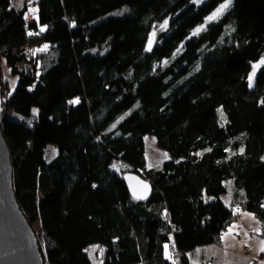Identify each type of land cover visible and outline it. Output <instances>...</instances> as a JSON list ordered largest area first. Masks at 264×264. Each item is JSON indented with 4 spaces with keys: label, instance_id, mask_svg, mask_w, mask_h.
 Segmentation results:
<instances>
[{
    "label": "trees",
    "instance_id": "obj_1",
    "mask_svg": "<svg viewBox=\"0 0 264 264\" xmlns=\"http://www.w3.org/2000/svg\"><path fill=\"white\" fill-rule=\"evenodd\" d=\"M191 1L0 0L13 80L0 68L1 131L43 264H92L90 245L102 264H190L239 211L264 236V66L247 82L264 0H231L196 35L226 0ZM146 135L168 155L159 168ZM129 172L150 184L147 202L131 199Z\"/></svg>",
    "mask_w": 264,
    "mask_h": 264
},
{
    "label": "water",
    "instance_id": "obj_2",
    "mask_svg": "<svg viewBox=\"0 0 264 264\" xmlns=\"http://www.w3.org/2000/svg\"><path fill=\"white\" fill-rule=\"evenodd\" d=\"M2 119L0 88V264H43L35 233L22 215L12 189V167L1 131ZM123 182L134 202L148 201L151 186L137 173H126Z\"/></svg>",
    "mask_w": 264,
    "mask_h": 264
},
{
    "label": "crops",
    "instance_id": "obj_3",
    "mask_svg": "<svg viewBox=\"0 0 264 264\" xmlns=\"http://www.w3.org/2000/svg\"><path fill=\"white\" fill-rule=\"evenodd\" d=\"M262 242L264 236L256 218L239 211L219 244L198 247L187 253V258L190 264H264Z\"/></svg>",
    "mask_w": 264,
    "mask_h": 264
},
{
    "label": "rangeland",
    "instance_id": "obj_4",
    "mask_svg": "<svg viewBox=\"0 0 264 264\" xmlns=\"http://www.w3.org/2000/svg\"><path fill=\"white\" fill-rule=\"evenodd\" d=\"M204 1H206V0H196V2H194V0H192L190 3L193 4V5H195V6H198L201 3H203ZM227 9H228V7L223 11V13H225L227 11ZM126 11H127V8L124 7L122 9H119V10H116V11L112 12L110 15H112V16L121 15L122 16V15L125 14ZM223 13L219 17H221L223 15ZM216 20H217V18H216ZM212 21H214V20H212ZM208 22L209 21H207V19H206L205 23L203 25L199 26L198 28H202ZM57 28H60L61 29L63 27L62 26H58ZM195 31H196V29L194 30V32ZM153 35L151 36V41L154 38ZM262 60H264V51L261 52V55H260L259 59H257L256 61H254V62L251 63L250 71H249V73L247 75V82H248V84H249V76L253 74V65L254 64L255 65H259V67H257L255 69V74H254L253 79H252V85H251V87L253 86L254 79H255V76H256L257 72L260 70L261 67L264 66V63H261ZM0 68H1V70L3 72V77L11 80L9 78L10 77L9 71L5 68V66L3 65V63H0ZM11 81H13V80H11ZM13 87H14V85H13ZM32 113H33V115H36V110H35V114H34V110H32ZM217 117H218V121H219V123L221 125L226 124L227 118H226V115L224 114V112H223V110H222L221 107H218L217 108ZM144 145H145V148L147 150L146 153H145V158H146V166L148 168H159V166L163 162H165L166 160H168L167 153L157 147V145H156V137L154 135H146L144 137ZM54 149L55 148L52 145H48L47 150H49V154L47 155V158H46L47 161L51 160L52 159L51 157L55 156L56 150H54ZM261 159H262V161H264V154L262 155V158ZM228 186H229V191H228V193H226L223 196V200H224V202L226 204H228V202H229V200L231 198V193H232L231 192V185L228 184ZM258 223H259V221H258ZM259 226H260V229H262V226L260 225V223H259ZM34 229H35V232H39L38 231V225L37 224L34 225ZM86 252H87V254H88V256H89L92 264H102V259L100 258V255H99V252L97 251V246L96 245H90L86 249Z\"/></svg>",
    "mask_w": 264,
    "mask_h": 264
},
{
    "label": "snow or ice",
    "instance_id": "obj_5",
    "mask_svg": "<svg viewBox=\"0 0 264 264\" xmlns=\"http://www.w3.org/2000/svg\"><path fill=\"white\" fill-rule=\"evenodd\" d=\"M194 2H196V0H194ZM231 0H226L225 3L220 4V6L210 15L207 17V21H212L215 20L216 18H218L223 11L229 6ZM33 11H35V9H33ZM43 30V29H41ZM202 29L201 28H197L196 31L193 33V35H196L198 32H200ZM29 35H32V33H29ZM150 50V48H149ZM261 63H264V60L261 61ZM259 67V65H253V74L249 76V86L251 87L252 85V79L253 76L255 74V69ZM76 101H73V103H75ZM34 114H35V110H34ZM264 243V242H262ZM166 250H167V246H165ZM261 251H264V248L261 249Z\"/></svg>",
    "mask_w": 264,
    "mask_h": 264
},
{
    "label": "built area",
    "instance_id": "obj_6",
    "mask_svg": "<svg viewBox=\"0 0 264 264\" xmlns=\"http://www.w3.org/2000/svg\"><path fill=\"white\" fill-rule=\"evenodd\" d=\"M32 17H33L32 15L28 16L29 19H32ZM30 57H31V54L28 55V58H30Z\"/></svg>",
    "mask_w": 264,
    "mask_h": 264
},
{
    "label": "bare ground",
    "instance_id": "obj_7",
    "mask_svg": "<svg viewBox=\"0 0 264 264\" xmlns=\"http://www.w3.org/2000/svg\"><path fill=\"white\" fill-rule=\"evenodd\" d=\"M170 258H171V259H172V258H175V256H174V255H172V257H170ZM203 264H206V263H203Z\"/></svg>",
    "mask_w": 264,
    "mask_h": 264
}]
</instances>
